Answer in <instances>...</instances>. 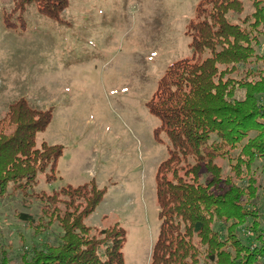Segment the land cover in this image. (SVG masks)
Wrapping results in <instances>:
<instances>
[{
    "label": "trees",
    "instance_id": "16d2710c",
    "mask_svg": "<svg viewBox=\"0 0 264 264\" xmlns=\"http://www.w3.org/2000/svg\"><path fill=\"white\" fill-rule=\"evenodd\" d=\"M247 1L199 3L188 24L191 56L168 66L147 102L161 120L156 131L169 139L156 176L161 224L149 264H264L261 184L249 173L243 185L223 178L219 163L232 156L238 178L264 159V0ZM13 3L2 14L6 27L30 5L54 20L68 6V0ZM236 85L243 98L232 94ZM52 113L20 98L0 114V204H16V218L30 229L15 249L13 241L0 243V264H125L126 230L86 222L104 189L93 181L39 189L40 176L52 179L63 153L59 144L37 145ZM244 190L257 206L240 202ZM33 205L37 211L26 210Z\"/></svg>",
    "mask_w": 264,
    "mask_h": 264
},
{
    "label": "rangeland",
    "instance_id": "374dc122",
    "mask_svg": "<svg viewBox=\"0 0 264 264\" xmlns=\"http://www.w3.org/2000/svg\"><path fill=\"white\" fill-rule=\"evenodd\" d=\"M201 1L68 0L61 20L33 4L6 27L2 14L14 3L0 0V114L20 98L53 111L37 145L59 144L63 153L57 175L48 180L42 174L39 189L91 181L104 189L86 222L95 228L118 223L126 230L125 264H149L159 234L156 176L168 157L169 139L156 131L161 120L147 102L168 66L191 56L188 24ZM232 94L243 98L245 90L236 85ZM219 163L221 176L239 184L250 174L261 184L264 203V159L253 162L251 173L242 168L238 178L232 156ZM202 171V181L208 180L209 173ZM243 193L240 202L246 205L248 194ZM252 205L245 208L257 215ZM15 208L0 204V243L13 241L14 249L22 242L19 234L30 233Z\"/></svg>",
    "mask_w": 264,
    "mask_h": 264
}]
</instances>
